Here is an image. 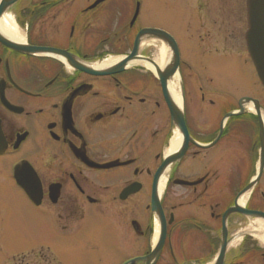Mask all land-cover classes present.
<instances>
[{
	"label": "flooded vegetation",
	"instance_id": "flooded-vegetation-1",
	"mask_svg": "<svg viewBox=\"0 0 264 264\" xmlns=\"http://www.w3.org/2000/svg\"><path fill=\"white\" fill-rule=\"evenodd\" d=\"M129 4L15 0L0 10V38L96 66L130 50L136 29L120 23ZM176 42L187 148L159 173L172 127L152 73L92 75L0 42V175L10 198L48 217L58 251L37 246V264H264V168L254 180L264 91L257 80L249 86L258 96L237 99L224 87H199ZM193 88L214 115L195 113ZM242 98L257 103L225 119Z\"/></svg>",
	"mask_w": 264,
	"mask_h": 264
},
{
	"label": "rangeland",
	"instance_id": "rangeland-1",
	"mask_svg": "<svg viewBox=\"0 0 264 264\" xmlns=\"http://www.w3.org/2000/svg\"><path fill=\"white\" fill-rule=\"evenodd\" d=\"M139 4L135 27L155 26L175 35L181 59L198 74L195 80L199 87H224L232 91L236 99L246 94L258 96V87L249 86L256 78L244 49L243 0H139ZM131 8L130 4L122 5L121 25L128 21ZM213 20L216 21L214 26ZM151 45H144L143 57L156 56L160 46ZM191 87L186 80V88ZM199 95L196 88L192 95L196 112L191 106V114L214 115V111L200 101ZM14 194L0 175V264H37L33 251L37 246L58 252L53 244V232L46 215L39 214L27 202L10 198ZM43 254V258H49L47 250Z\"/></svg>",
	"mask_w": 264,
	"mask_h": 264
},
{
	"label": "water",
	"instance_id": "water-1",
	"mask_svg": "<svg viewBox=\"0 0 264 264\" xmlns=\"http://www.w3.org/2000/svg\"><path fill=\"white\" fill-rule=\"evenodd\" d=\"M14 1L15 0H3L0 6V10L3 11L6 6H9ZM247 11L248 31L245 35L247 48L257 74L264 86V0H247ZM0 42L14 50L32 55L51 57L60 62L68 63L73 67L82 69L89 74L94 75L113 74L116 72H120L123 69L132 67L133 65H149L153 68L154 75L160 82L162 92L169 109L171 125L174 126L181 134H183L184 137V140L181 142L182 144L179 146V148L175 152L170 154V156L162 163L160 169L158 170V173L162 169L169 167L171 164L180 159V157L186 150L188 138L186 129L184 127L183 106L181 104H177L174 101L169 91V82H171L172 79L177 78V81L180 85L181 99H183L181 81L178 76L179 54L174 39L164 31L158 29H142L135 37L132 50L128 54V56H126L116 64L101 68L100 70L84 66L81 62H76L67 55L55 50L17 45L3 38H0ZM152 42L162 44L168 49V58L161 68L154 64L152 61L144 59L140 55L143 46Z\"/></svg>",
	"mask_w": 264,
	"mask_h": 264
},
{
	"label": "bare ground",
	"instance_id": "bare-ground-1",
	"mask_svg": "<svg viewBox=\"0 0 264 264\" xmlns=\"http://www.w3.org/2000/svg\"><path fill=\"white\" fill-rule=\"evenodd\" d=\"M6 20V19H5ZM11 33L13 35H19L15 29H12L11 30ZM157 46H160L158 52L155 53V57L153 58V62L158 66V67H162L165 63V61L167 60L168 58V49L166 46L162 45V44H159V43H156ZM144 47V46H143ZM119 60V57H108L106 59H104L101 63H98L95 67L96 68H105V67H109L111 65H114L116 64ZM135 62H141V61H135ZM147 67L151 68L149 65H147ZM152 70V68H151ZM172 95L174 97V100L180 104V99L178 97V93H177V87H176V83H173L172 84ZM172 96V98H173ZM179 145V138L176 136L173 138V140L171 141V144H170V151L176 149V147Z\"/></svg>",
	"mask_w": 264,
	"mask_h": 264
}]
</instances>
